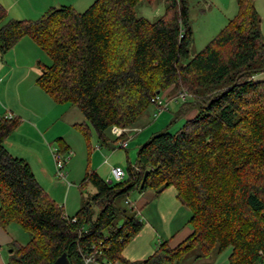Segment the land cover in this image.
Masks as SVG:
<instances>
[{
	"label": "trees",
	"instance_id": "trees-1",
	"mask_svg": "<svg viewBox=\"0 0 264 264\" xmlns=\"http://www.w3.org/2000/svg\"><path fill=\"white\" fill-rule=\"evenodd\" d=\"M139 1L94 0L81 12L49 7L36 19L7 18L0 4V53L29 37L49 56L35 83L82 114L72 127L89 154L93 133L109 150L127 142L151 99L167 88L192 95L170 122L183 124L141 143L122 181L86 167L79 189L90 183L95 193L86 199L81 193L72 216L45 192L29 163L7 150L4 141L19 118L0 112V227L17 223L30 236L27 245L10 247L6 264H51L63 252L71 264H84V255L100 264H181L191 253L198 262L228 247L227 264H264V77H258L264 36L255 0H236L235 16L191 57L185 0H163L164 14L154 21L135 15ZM192 108L195 115L186 118ZM112 127L123 130L113 136ZM56 143L66 152L62 139ZM169 186L190 210L192 233L173 248L160 243L143 260L126 259L124 247L143 226L128 197L159 195ZM91 202L98 207L94 218Z\"/></svg>",
	"mask_w": 264,
	"mask_h": 264
},
{
	"label": "crops",
	"instance_id": "crops-1",
	"mask_svg": "<svg viewBox=\"0 0 264 264\" xmlns=\"http://www.w3.org/2000/svg\"><path fill=\"white\" fill-rule=\"evenodd\" d=\"M0 4L7 11V18L13 19H36L49 7H57L52 5L49 6L53 3L48 0H0ZM258 77H264V73L258 75ZM36 78L33 81L34 87L38 86H36L35 83ZM9 86L10 83L6 84L3 92L0 93V112L5 115L10 112L12 116L18 117L19 125L9 135L6 141H4V145L12 155L21 157L29 163L36 180L45 192L56 203L63 207L66 216H72L77 212L81 205L79 203L80 198H78L76 194V189L79 188V185H72L64 179V181L67 182L65 186L62 180L61 182L58 181L53 177L52 173L55 172L53 153L55 150L59 149L55 142L59 138L62 139L63 143L68 146L67 150H72L71 154H73V147L68 140H70V136H72L70 131L75 129L71 126L70 131L67 134L64 132H57L53 135H49L51 132V126H53L55 121L58 120L59 116L62 114L59 113L60 115H58V112H64L67 108V104L55 103L39 87L41 90H36L37 99L44 106L48 107L49 110L52 109L50 111H53L56 107H64L62 110H58V112L56 111L51 115L52 112L49 110L31 107L27 102H23V100H21L22 105L18 102H14L11 97V88ZM171 89L172 88L169 87L166 89V92ZM46 97H48L51 102H49ZM196 111V108H192L186 118L193 117ZM161 114L162 112L159 115ZM149 117H151V114H146L145 117L140 118L128 131L126 149L130 145H136L138 148L144 138L154 132L153 130H158L167 123V121L165 123L164 119L162 122L151 124L157 117L155 120H149ZM119 133L120 132H114L113 127L111 128V134H113V136H116ZM115 148L111 149V151H114ZM67 150L63 154H66ZM103 152V147L99 146V149L94 148L91 153L92 158L90 165L93 166V170H95L100 177L107 181L110 173L108 170L103 171L102 168H104V163L109 164L110 153L108 158ZM127 155L128 153L126 151V157H128ZM111 166H119V164L115 163ZM38 174L40 175L39 178H43L42 181L38 178ZM170 187L171 186L164 189L159 195H154L152 190L137 192V198L134 201L136 205H133L137 209L139 215L141 214L143 216L144 221L142 219V229L126 244L122 251V254L126 259L131 261L143 260L152 254L160 243L165 242L169 247L173 248L192 233V227L189 223L191 215L190 210L180 203L174 187ZM0 233V235L4 237L8 235L7 232L1 228Z\"/></svg>",
	"mask_w": 264,
	"mask_h": 264
},
{
	"label": "rangeland",
	"instance_id": "rangeland-1",
	"mask_svg": "<svg viewBox=\"0 0 264 264\" xmlns=\"http://www.w3.org/2000/svg\"><path fill=\"white\" fill-rule=\"evenodd\" d=\"M49 2L52 1L53 4L49 6H61V5H72L74 9L77 11H84L94 0H48ZM186 6L188 9L189 15V23L192 29V42L190 45V57L193 56L195 53L201 51L205 45L214 37L216 36L221 29H223L226 24L232 19L235 14L237 13V4L236 0H185ZM48 6V7H49ZM255 7L256 10L261 18V25L260 30L262 35L264 36V0H255ZM164 2L163 0H155L153 3H148L145 0L139 1L135 8L134 12L137 17H143L149 21H154L156 18L162 16L164 14ZM27 42V43H26ZM30 42V43H29ZM32 44V46H31ZM187 60H183L182 63H186ZM51 60L49 56L39 47L37 46L29 37H23L21 40L10 48L6 53H0V93L3 92L4 87L6 84L10 83L11 88V97L14 102H18L20 105L21 100L23 102H27L31 107H38L44 108L45 110H49L48 107L44 106L38 99L36 95V90H41L39 86L34 87V79L38 77L40 74L41 69L39 65H49ZM8 86V85H7ZM168 92L164 90L160 96L162 97L164 94L168 97L173 96L179 90H175L173 87ZM168 89V88H167ZM6 92V88H5ZM47 96V95H46ZM48 98V97H46ZM164 98V97H163ZM17 99V101H16ZM49 102L50 99L48 98ZM37 104V105H36ZM52 104V103H51ZM183 104L181 100H171L168 105L167 110H163L162 114L159 115L157 118L153 116L156 112V108L154 105H150L146 112L143 114L142 117H145L146 114L150 115L149 120L156 118L151 124H156V122H162L165 119V126L157 131H164L169 130L170 132L176 131L184 122L183 119H178L175 122H170L174 119V116L180 106ZM67 108L64 112H61L62 108L64 107H56L53 109L51 115L54 112H58L59 119L55 121L53 126H51V132L49 135H53L57 132H64L69 133L72 123L74 122H81L83 121L82 114L78 111V109L70 104L66 105ZM69 108V109H68ZM60 113V114H59ZM167 116V117H166ZM141 117V118H142ZM176 117V116H175ZM155 122V123H154ZM150 124V125H151ZM71 135L70 140L68 142L73 147V154L69 157V160L65 166V177H59L56 173H52L53 177H55L58 181L65 184L70 182L72 185H79L80 180L83 179L86 167L93 169L90 165L91 161V153L89 154L86 149V143L84 138L81 134L77 131L72 130L70 131ZM151 133L144 138L143 142H145ZM6 141V140H5ZM142 142V143H143ZM56 143V142H55ZM91 144L92 147L95 149H99V145L96 140V136L93 133L91 136ZM136 145H130L126 148H121L120 145H117L114 151L108 150L104 148V155H107L109 158V164L103 165V171L108 170L110 173L111 165L118 163L125 171L128 165V162L131 164L134 163L136 158ZM58 150V149H57ZM72 151V150H71ZM70 151V152H71ZM126 151L128 153V157H126ZM67 151L66 154H68ZM132 159V160H131ZM38 174V178H39ZM41 181L43 178H39ZM64 179L67 181H64ZM110 180L114 182L111 175L107 178V181ZM48 183V181H47ZM172 188V186L170 187ZM83 190L80 191L79 188L76 189V194L79 199V203L81 204V198L86 199L89 198L92 194L95 193V188L92 184H85L82 188ZM72 192V191H71ZM82 193V195H81ZM137 192L130 194L128 197L134 205L135 199L137 198ZM83 199V200H84ZM125 197H118L116 199V203L118 205H122L125 203ZM78 203V204H79ZM74 209V208H71ZM79 209V208H78ZM90 209L92 210L93 218L95 217L98 207L93 202L90 203ZM139 214V213H138ZM141 219L144 218L140 214ZM88 223V222H87ZM2 230L7 232L8 235L6 237L0 235V264H6L9 259V249L10 247L15 246H25L29 242V234L25 231L20 225L17 223H11L6 227H0ZM1 234V233H0ZM5 238V239H4ZM7 239V240H6ZM231 252V248L228 247L223 250L220 254L215 256L216 254H211L206 259H201L198 262H194V254L191 253L187 255L181 264H227L228 257ZM215 256V257H214Z\"/></svg>",
	"mask_w": 264,
	"mask_h": 264
},
{
	"label": "built area",
	"instance_id": "built-area-1",
	"mask_svg": "<svg viewBox=\"0 0 264 264\" xmlns=\"http://www.w3.org/2000/svg\"><path fill=\"white\" fill-rule=\"evenodd\" d=\"M190 98H192V95L184 89L179 90L176 94H174L171 97H167L165 95L161 97L160 95H156L155 97L151 99V103L156 108V112L153 114V116L157 117L163 110H167L169 102L171 100L179 99L184 102ZM6 116L10 118L12 114L8 112ZM113 130L114 132H120L123 129L121 130L116 127H113ZM126 143H127L126 141H123V142H120L119 145L120 147L124 148L126 146ZM71 153L72 152L69 151L68 154H63V153H60L58 150L54 151L53 158L55 162V172H56V175H58L59 177H65L66 175L65 166H66L67 161L70 158L69 156L71 155ZM110 175L112 176L114 182H120L125 178V170L121 166H112L110 169ZM89 263L100 264L96 261V259L92 255H89V256L84 255V264H89ZM103 264H119V263L117 261L116 262L107 261Z\"/></svg>",
	"mask_w": 264,
	"mask_h": 264
},
{
	"label": "water",
	"instance_id": "water-1",
	"mask_svg": "<svg viewBox=\"0 0 264 264\" xmlns=\"http://www.w3.org/2000/svg\"><path fill=\"white\" fill-rule=\"evenodd\" d=\"M157 93H159V91H157ZM147 171L144 173V176H143V179H142V182H141V185L140 186H143V183L145 181V178L147 176ZM9 251H11V249H9ZM51 264H71L67 258V255L66 253H62L60 256H58Z\"/></svg>",
	"mask_w": 264,
	"mask_h": 264
}]
</instances>
